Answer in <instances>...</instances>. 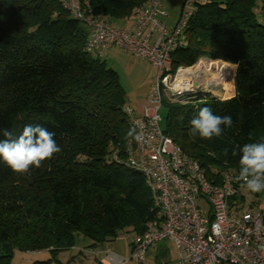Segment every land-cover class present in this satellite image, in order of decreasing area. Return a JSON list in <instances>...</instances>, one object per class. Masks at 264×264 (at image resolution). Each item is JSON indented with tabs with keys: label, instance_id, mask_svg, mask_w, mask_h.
<instances>
[{
	"label": "trees",
	"instance_id": "obj_1",
	"mask_svg": "<svg viewBox=\"0 0 264 264\" xmlns=\"http://www.w3.org/2000/svg\"><path fill=\"white\" fill-rule=\"evenodd\" d=\"M80 1L87 15L113 25L131 23L148 2ZM89 36L60 0H0V128L19 133L40 124L55 131L62 149L28 177L0 164V264H12L16 251H49L63 264L57 255L74 246L76 233L104 246L126 233L143 235L157 216L145 177L125 165L126 151L138 147L123 139L133 128L126 93L118 73L87 51ZM184 36L187 45L171 53V72L202 58L233 64L235 96L164 97L162 129L208 176L238 171L233 151L264 139V0L197 2ZM205 106L233 119L211 141L189 135ZM160 245L153 249L166 254Z\"/></svg>",
	"mask_w": 264,
	"mask_h": 264
},
{
	"label": "built area",
	"instance_id": "obj_2",
	"mask_svg": "<svg viewBox=\"0 0 264 264\" xmlns=\"http://www.w3.org/2000/svg\"><path fill=\"white\" fill-rule=\"evenodd\" d=\"M60 1L89 28L87 51L93 56L102 58L106 50L116 46L146 59L157 70L142 113L126 109L143 141L136 149L129 148L124 160L127 167L145 177L157 216L143 235H122L132 245L131 258L106 249V261L124 264L135 260L147 264L149 250L168 241L177 251L174 264H264V192L242 190L234 168L216 170L215 175L208 176L201 164L188 157L162 129L163 98L187 102V95L202 86V70L196 75H181L196 69L204 58L194 68L182 67L172 73L171 53L187 45L185 28L195 4L203 0H185L172 29L163 22L167 16L162 10L165 0H148L136 8L128 28H117L104 18L87 15V2ZM214 84L221 85L215 81ZM206 94L198 97L205 99ZM113 159L119 160L117 155Z\"/></svg>",
	"mask_w": 264,
	"mask_h": 264
},
{
	"label": "rangeland",
	"instance_id": "obj_3",
	"mask_svg": "<svg viewBox=\"0 0 264 264\" xmlns=\"http://www.w3.org/2000/svg\"><path fill=\"white\" fill-rule=\"evenodd\" d=\"M184 2L185 0L164 1L162 10L168 15L166 18L168 25L171 26V24L177 22ZM133 17L134 15L132 18ZM119 25L120 24H115L114 26L117 28H124L127 26L126 24ZM101 59L105 61L108 67L112 68L118 73L119 82L127 96V106L136 112L141 113L147 104L148 96L150 95L151 89L155 84L157 70L152 65H150L146 59L135 57L133 54L116 46L106 50L104 56ZM209 60L210 59H204V63L208 62ZM199 62L201 61L199 60L198 63ZM198 63L188 68H194ZM205 74L206 72L204 75ZM204 75L201 74L200 77V80H202V86L196 88L197 90L195 92L191 94L189 93L187 96L191 99H198V95L208 93L209 95L216 96L221 100H227L225 97L227 91L224 90V85L221 84L219 86L214 84V82L209 81V79H212L215 74L210 72L205 76ZM234 76L233 78L231 77V81H233V87L231 91L232 95H234L233 93L235 91ZM228 79L230 80V77ZM160 114L162 117L166 116V111L164 108L160 111ZM160 248L166 250V254H164L159 248L150 249L147 256L148 264H155L156 259L161 260L164 264H174L177 262V251L172 244H170L168 241H162ZM106 249H110L111 252L120 257H132L130 241L123 238L122 235L107 245L93 246V241L91 239L87 238L81 233H76L74 246L70 249L59 252L57 259L63 264H112L106 261ZM49 260H51V264H55L49 251H41L39 253L16 251L12 259V264H36L37 262H45ZM124 264L138 263L135 260H129Z\"/></svg>",
	"mask_w": 264,
	"mask_h": 264
},
{
	"label": "clouds",
	"instance_id": "obj_4",
	"mask_svg": "<svg viewBox=\"0 0 264 264\" xmlns=\"http://www.w3.org/2000/svg\"><path fill=\"white\" fill-rule=\"evenodd\" d=\"M190 124L189 135L192 138L211 141L221 137L225 128H231L233 119L231 116L216 115L205 106L199 109ZM0 137V164L10 169L15 177L30 176L32 169H40L62 151L55 139V131L40 124H25L19 133L14 128H0ZM123 139L141 143L143 135L131 128ZM232 155H239L236 176L239 187L253 194L264 192V139L248 142L238 152L233 151Z\"/></svg>",
	"mask_w": 264,
	"mask_h": 264
},
{
	"label": "bare ground",
	"instance_id": "obj_5",
	"mask_svg": "<svg viewBox=\"0 0 264 264\" xmlns=\"http://www.w3.org/2000/svg\"><path fill=\"white\" fill-rule=\"evenodd\" d=\"M234 66L226 63V62H222L220 60H209L207 63L201 62L199 63L198 67L196 69L193 70H188L186 72L183 73L182 76H187L188 74H193L196 75L197 71L202 70L203 72H206V74L208 73H213L215 74L214 77L212 79H209V81L211 82H217V84H223L224 85V90L227 91V93L225 94V97H228L231 94L232 91V84L233 81H231V79L234 76ZM230 77V80L228 79ZM232 77V78H231ZM228 79V80H226ZM227 81V82H226Z\"/></svg>",
	"mask_w": 264,
	"mask_h": 264
},
{
	"label": "crops",
	"instance_id": "obj_6",
	"mask_svg": "<svg viewBox=\"0 0 264 264\" xmlns=\"http://www.w3.org/2000/svg\"><path fill=\"white\" fill-rule=\"evenodd\" d=\"M127 26L126 27H124V28H128L130 25H131V23L129 22V23H127L126 24ZM230 65H232V66H234V68L236 69V66L235 65H233V64H230ZM234 69V70H235ZM234 74H235V72H234ZM234 95H230V96H228V97H226L227 99H230V98H232V97H234L235 96V91H234V93H233ZM144 109V108H143ZM143 111V110H142ZM136 112V111H135ZM137 114H141V113H138V112H136Z\"/></svg>",
	"mask_w": 264,
	"mask_h": 264
},
{
	"label": "water",
	"instance_id": "obj_7",
	"mask_svg": "<svg viewBox=\"0 0 264 264\" xmlns=\"http://www.w3.org/2000/svg\"><path fill=\"white\" fill-rule=\"evenodd\" d=\"M159 264H162V263H159Z\"/></svg>",
	"mask_w": 264,
	"mask_h": 264
}]
</instances>
